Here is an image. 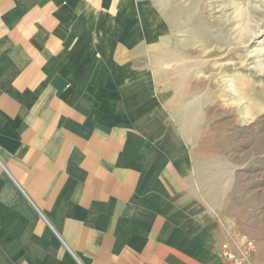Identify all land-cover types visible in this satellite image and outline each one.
I'll return each mask as SVG.
<instances>
[{
	"label": "crops",
	"instance_id": "0c3cea01",
	"mask_svg": "<svg viewBox=\"0 0 264 264\" xmlns=\"http://www.w3.org/2000/svg\"><path fill=\"white\" fill-rule=\"evenodd\" d=\"M165 22L0 0V264H232Z\"/></svg>",
	"mask_w": 264,
	"mask_h": 264
},
{
	"label": "rangeland",
	"instance_id": "374dc122",
	"mask_svg": "<svg viewBox=\"0 0 264 264\" xmlns=\"http://www.w3.org/2000/svg\"><path fill=\"white\" fill-rule=\"evenodd\" d=\"M199 116L207 205L234 253L264 264V0H152ZM178 76H176L177 78ZM195 151V150H194Z\"/></svg>",
	"mask_w": 264,
	"mask_h": 264
},
{
	"label": "built area",
	"instance_id": "2783aa9c",
	"mask_svg": "<svg viewBox=\"0 0 264 264\" xmlns=\"http://www.w3.org/2000/svg\"><path fill=\"white\" fill-rule=\"evenodd\" d=\"M251 242L248 243V246L246 247V250L244 251V253L237 255L236 253L233 252V250H231L228 245H223V254L224 256H226L231 262L232 264H249L247 261V256L246 253L251 250Z\"/></svg>",
	"mask_w": 264,
	"mask_h": 264
}]
</instances>
